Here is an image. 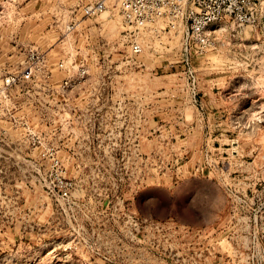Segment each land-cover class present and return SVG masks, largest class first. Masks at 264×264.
Returning a JSON list of instances; mask_svg holds the SVG:
<instances>
[{"label":"rangeland","instance_id":"1","mask_svg":"<svg viewBox=\"0 0 264 264\" xmlns=\"http://www.w3.org/2000/svg\"><path fill=\"white\" fill-rule=\"evenodd\" d=\"M91 1L0 0V264H264V0L186 67L183 23L133 53Z\"/></svg>","mask_w":264,"mask_h":264},{"label":"built area","instance_id":"2","mask_svg":"<svg viewBox=\"0 0 264 264\" xmlns=\"http://www.w3.org/2000/svg\"><path fill=\"white\" fill-rule=\"evenodd\" d=\"M114 0H96L81 6V21L101 15ZM119 12L124 21L125 37L133 53L142 51L139 30L152 25L166 23L172 28L178 21L183 23L185 29L180 47V61L183 67L190 64L193 58L201 57L206 51L216 45V32L224 30L227 26L242 27L256 24L258 0H119ZM80 20L71 18L65 25L67 33H81L84 29ZM79 26H82L79 28ZM45 59L39 54L32 53L27 66L21 71H14L4 75L1 83L12 86L21 80H31L33 74L42 65ZM58 67L72 74L75 78H83L87 72L84 59L70 56L67 64L64 60L58 62ZM68 85L70 78L63 79ZM261 130L264 131V119L260 120ZM62 185L61 195L68 197L71 183L59 179Z\"/></svg>","mask_w":264,"mask_h":264},{"label":"crops","instance_id":"3","mask_svg":"<svg viewBox=\"0 0 264 264\" xmlns=\"http://www.w3.org/2000/svg\"><path fill=\"white\" fill-rule=\"evenodd\" d=\"M255 30H257L256 27H255ZM260 32H261V31H260Z\"/></svg>","mask_w":264,"mask_h":264}]
</instances>
